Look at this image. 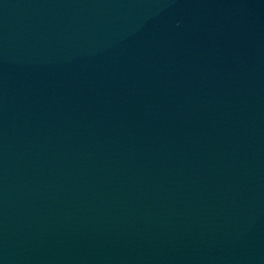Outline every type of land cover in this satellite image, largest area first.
I'll return each mask as SVG.
<instances>
[{
    "label": "water",
    "instance_id": "water-1",
    "mask_svg": "<svg viewBox=\"0 0 264 264\" xmlns=\"http://www.w3.org/2000/svg\"><path fill=\"white\" fill-rule=\"evenodd\" d=\"M0 264H264V0H0Z\"/></svg>",
    "mask_w": 264,
    "mask_h": 264
}]
</instances>
